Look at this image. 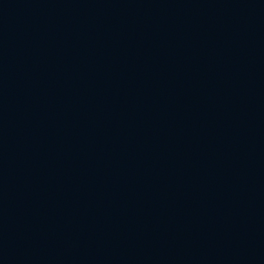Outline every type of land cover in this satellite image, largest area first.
<instances>
[{"label":"water","instance_id":"1","mask_svg":"<svg viewBox=\"0 0 264 264\" xmlns=\"http://www.w3.org/2000/svg\"><path fill=\"white\" fill-rule=\"evenodd\" d=\"M0 264H264V0H0Z\"/></svg>","mask_w":264,"mask_h":264}]
</instances>
